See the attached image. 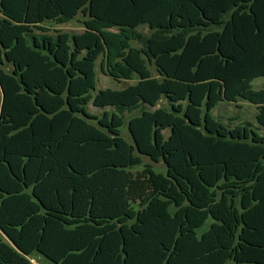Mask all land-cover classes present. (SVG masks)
<instances>
[{
  "label": "trees",
  "instance_id": "obj_1",
  "mask_svg": "<svg viewBox=\"0 0 264 264\" xmlns=\"http://www.w3.org/2000/svg\"><path fill=\"white\" fill-rule=\"evenodd\" d=\"M0 89V264H264V0H0Z\"/></svg>",
  "mask_w": 264,
  "mask_h": 264
},
{
  "label": "rangeland",
  "instance_id": "obj_2",
  "mask_svg": "<svg viewBox=\"0 0 264 264\" xmlns=\"http://www.w3.org/2000/svg\"><path fill=\"white\" fill-rule=\"evenodd\" d=\"M83 18L84 17L81 14H78L74 19L68 22L61 24H53L46 22L45 25L48 26L50 30L62 28L61 30L64 29L65 31L77 32L83 30L81 24V20ZM138 29H140L145 33L148 32V28L143 25L138 26ZM95 71H96V88L94 92L98 91L101 88H106V87L121 88L123 86L122 81L119 82L113 77L109 75H105L103 72H101V70L99 69V59L96 62ZM135 81H136V76H134V80L125 81L123 84H130ZM262 84H263V79L261 77H257L252 81V87L254 89L260 88ZM161 105H166L163 99L159 101L157 106H161ZM88 109L91 112H99V109L92 106L91 103H88ZM256 111L257 110L254 104H252L251 102L245 99L238 98L235 102H228L223 100L219 101L215 105V107L211 110V115L214 118L220 120L222 123L226 125L228 124L230 126L249 122L254 130L259 132L260 134H264V127L259 126L258 123L256 122L255 119ZM127 116L128 115L126 114V119ZM168 132L169 130H166L164 131V134L167 136ZM122 135L128 141H130V135L127 131L126 122L122 126ZM141 157H142V163L138 166L133 167L131 169L133 172L140 171L143 168V166L147 164L151 165L156 171H161V172L165 171L166 165L164 164L163 161L159 160L158 162H154L145 155H141ZM3 239L6 240L4 236ZM31 258H32V264H53L51 261H49L48 259L37 253H33L31 255Z\"/></svg>",
  "mask_w": 264,
  "mask_h": 264
},
{
  "label": "crops",
  "instance_id": "obj_3",
  "mask_svg": "<svg viewBox=\"0 0 264 264\" xmlns=\"http://www.w3.org/2000/svg\"><path fill=\"white\" fill-rule=\"evenodd\" d=\"M58 29H62V28H58ZM64 30V29H63ZM83 31V30H82ZM82 31H77V32H82ZM1 96V93H0ZM30 260L32 261V258L30 257Z\"/></svg>",
  "mask_w": 264,
  "mask_h": 264
},
{
  "label": "water",
  "instance_id": "obj_4",
  "mask_svg": "<svg viewBox=\"0 0 264 264\" xmlns=\"http://www.w3.org/2000/svg\"><path fill=\"white\" fill-rule=\"evenodd\" d=\"M0 91H1V89H0ZM1 94H2V91H1Z\"/></svg>",
  "mask_w": 264,
  "mask_h": 264
}]
</instances>
